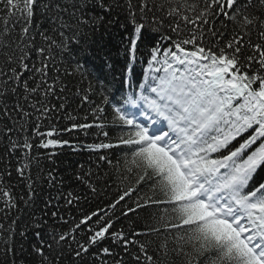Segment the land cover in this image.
Wrapping results in <instances>:
<instances>
[{"label":"snow or ice","instance_id":"1","mask_svg":"<svg viewBox=\"0 0 264 264\" xmlns=\"http://www.w3.org/2000/svg\"><path fill=\"white\" fill-rule=\"evenodd\" d=\"M106 22L127 33L119 65L94 39ZM93 51L99 73L82 62ZM0 121L24 183L12 191L6 163L0 264H264V0H0ZM92 129L99 143L62 138ZM64 146L96 153L109 171L81 165L82 191L49 194L18 233L31 234V251L17 248L12 214L35 206L38 185L63 184L40 162ZM113 183V199L71 220L57 206Z\"/></svg>","mask_w":264,"mask_h":264},{"label":"trees","instance_id":"2","mask_svg":"<svg viewBox=\"0 0 264 264\" xmlns=\"http://www.w3.org/2000/svg\"><path fill=\"white\" fill-rule=\"evenodd\" d=\"M121 23H123V17L119 18ZM122 35H127V33H123L119 27L118 24H113L111 26L101 27L99 29L98 36L94 39H96L99 43H102L105 51L107 54H110L112 60L114 62L122 63L124 57L121 55L123 52V44L121 43ZM164 46H168V42H164ZM137 55L141 58V62H138L136 65V72L137 74H142V68L146 67L147 62V52L145 50V47L143 44L139 46V51ZM82 62L86 63V66L93 68L98 73L101 72V65L103 63L102 59L95 54L93 51L92 54H85L82 57ZM112 87L119 88V75H117V81L112 85ZM76 107L75 103H72L69 107V111H71L73 108ZM83 115V113H81ZM66 123V121H60L58 123L59 127H63V125ZM0 124H2V121H0ZM96 129H92L89 132L88 136H85L83 132L74 131L71 134H63L62 138L66 140H70L73 144L78 143H84V144H90V143H99L102 138H96L95 137ZM16 137L13 136V139ZM6 143V141L4 142ZM4 143H0V156H3L5 160L3 162H0V171H4L5 164L8 163V170L11 171V176H5L4 180L8 185L13 186L12 191L16 193L17 195H22L24 191V183H22L21 178L18 176V174L15 172L16 167V158L19 157L22 153L21 152H15L12 156H8L7 153L4 150ZM53 151L51 149H40L39 152L41 154H47L48 152ZM55 155H53L50 159H42L40 162V167L43 169L44 175L46 176L48 171H53V174L57 176V180L63 181V184L58 183L55 188L50 187L46 182L41 185H38V190L42 187V191L40 192L39 197L36 200L35 206L33 208H25V206L21 203L20 204V212L13 213L12 215H19L21 218V222L19 226L17 227V248L20 247L21 244H23L24 249L27 252H30L31 249L29 248V242H32V236L29 233V235L24 238L23 240L19 236V232L22 231L25 227V224L28 222V214L32 211H36L37 215H40L38 209L43 208L44 205L42 201L48 197L49 194L52 196H56L58 192H67L70 190H74L76 193H80L82 191V186L78 184V182L75 181V175L80 171V166L84 165V171H87L89 168L92 169L93 172L96 171H109L107 167H104L103 169H97V154L92 153L89 150L85 148H81L79 151H73L71 147L64 146L62 148H56ZM105 152H108L109 155H112L113 153L115 156L119 155V150H101L99 152L100 155L105 154ZM36 150L33 151V155H36ZM115 158V157H114ZM33 176L38 174V169L33 167L32 169ZM110 183H112L110 181ZM102 187V185H101ZM117 193V188L115 184L113 183L112 187L109 188L106 192V194L102 195L99 198H93L88 203H85L84 201H81L78 206H72L67 211H65V205L64 201L60 200L57 204V206L60 208L61 213L65 216L66 219L71 220L73 217L79 216V209L84 210H94L96 207H102L105 204H107L111 199L114 198V196ZM56 203V202H54ZM2 206V204H0ZM55 210V209H53ZM145 213H140V216L143 217ZM136 217L133 215H129L126 219H121L120 222L116 225L117 228L123 226L125 229L129 226V221L135 220ZM6 226L9 221H3ZM49 225L56 223L62 228H67L68 225L62 224L60 221H53L51 219L48 220ZM140 225H138L139 227ZM141 239H148V237H142Z\"/></svg>","mask_w":264,"mask_h":264}]
</instances>
